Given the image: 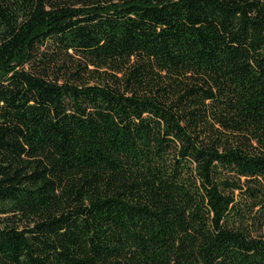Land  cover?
Segmentation results:
<instances>
[{"label":"trees","instance_id":"16d2710c","mask_svg":"<svg viewBox=\"0 0 264 264\" xmlns=\"http://www.w3.org/2000/svg\"><path fill=\"white\" fill-rule=\"evenodd\" d=\"M0 264H264V0H0Z\"/></svg>","mask_w":264,"mask_h":264}]
</instances>
